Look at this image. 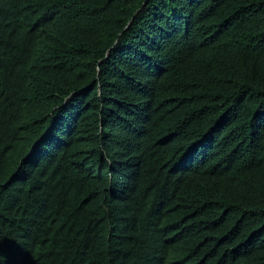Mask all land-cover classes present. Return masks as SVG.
Segmentation results:
<instances>
[{"label":"trees","instance_id":"trees-1","mask_svg":"<svg viewBox=\"0 0 264 264\" xmlns=\"http://www.w3.org/2000/svg\"><path fill=\"white\" fill-rule=\"evenodd\" d=\"M0 264H264V0H0Z\"/></svg>","mask_w":264,"mask_h":264}]
</instances>
